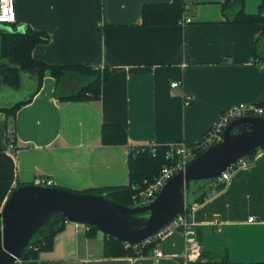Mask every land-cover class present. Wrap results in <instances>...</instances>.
<instances>
[{"label": "crops", "instance_id": "1", "mask_svg": "<svg viewBox=\"0 0 264 264\" xmlns=\"http://www.w3.org/2000/svg\"><path fill=\"white\" fill-rule=\"evenodd\" d=\"M184 1L190 23L146 26L142 5L171 0H15L14 28L49 35L32 48L35 59L99 68L106 80L98 99H59L46 70L39 90L13 120L0 111V212L14 188L39 176L76 192L127 185L130 146L192 144L226 107L264 101V67L253 49L263 25L226 21L224 0ZM260 1L243 0L245 12H257ZM76 84L70 80L64 91ZM104 124L121 125L126 144H103ZM11 127L16 152L7 149ZM193 222L200 243L196 260L185 258L187 236L180 223L145 254L111 256L101 231L90 235L91 228L69 222L50 247L23 263L227 264L226 257L235 264L264 262L262 150L201 203Z\"/></svg>", "mask_w": 264, "mask_h": 264}, {"label": "water", "instance_id": "2", "mask_svg": "<svg viewBox=\"0 0 264 264\" xmlns=\"http://www.w3.org/2000/svg\"><path fill=\"white\" fill-rule=\"evenodd\" d=\"M0 25V32H11ZM37 71L21 72L20 86L0 87V109H10L36 92ZM83 89L80 87L76 94ZM4 94H1L3 93ZM264 149V118L242 117L225 128L222 140L171 177L150 200L123 205L94 192L24 184L14 189L0 212V264H14L37 230L58 215L95 226L130 245L143 243L195 201L197 185L216 177L239 158ZM205 191V189L203 190Z\"/></svg>", "mask_w": 264, "mask_h": 264}, {"label": "trees", "instance_id": "3", "mask_svg": "<svg viewBox=\"0 0 264 264\" xmlns=\"http://www.w3.org/2000/svg\"><path fill=\"white\" fill-rule=\"evenodd\" d=\"M184 0H171L168 3L161 4H143L141 7L142 25H172L180 22L181 17L187 9L184 8ZM222 11L227 17L226 21L237 23H261L263 29L257 40L254 42V55L256 60H264V0L258 5L255 13H247L243 8V0H224ZM232 12V13H231ZM230 13V14H229ZM0 87L8 86L18 89L20 86V73L37 71L36 92L40 88L42 76L47 70L55 80V94L59 99H98L100 96L101 83L106 80V73H100L99 68H92L83 65L73 64H48L42 60L35 59L32 56V48L38 43H45L49 40V35L45 31L35 30L31 27L21 29L14 28L11 32H0ZM104 75V77H102ZM77 83V88L70 93L64 91V86L70 80ZM83 86L82 91L76 94V91ZM35 92V93H36ZM34 95V94H33ZM27 97L24 101L16 104L10 109H0L14 119L16 109L30 100L33 96ZM13 131L14 128H9ZM101 139L106 145L126 144V134L124 128L119 124H104L101 129ZM166 146L158 145L154 155L145 148L143 151L137 150L133 146L129 149V183L127 185L110 186L106 188L92 189L83 192H94L103 194L123 205H133V195L139 190L144 189L148 182L158 174L160 168L165 164L164 153ZM263 152V170H264V149ZM247 156L251 163L253 155ZM207 180L199 183L196 187V201H203L206 192ZM223 187V186H218ZM17 188V187H16ZM14 188V189H16ZM13 189V190H14ZM12 190V191H13ZM66 218L62 215L52 218L46 224L41 226L36 234L30 239L28 247L21 254L22 261L34 257L39 249L51 246L53 236L61 230ZM1 223V222H0ZM90 235L98 230L95 226H90ZM104 251L111 256H137L147 253L154 245L157 239H151L148 242L136 244V246H124V243L112 236L104 235ZM227 264H235L228 257L222 260ZM14 264H16L14 262ZM258 264H264L260 262Z\"/></svg>", "mask_w": 264, "mask_h": 264}, {"label": "built area", "instance_id": "4", "mask_svg": "<svg viewBox=\"0 0 264 264\" xmlns=\"http://www.w3.org/2000/svg\"><path fill=\"white\" fill-rule=\"evenodd\" d=\"M186 3L184 8L187 9ZM192 21L191 16H182L180 23L188 24ZM17 23L16 12H15V0H0V25H10L14 28ZM178 85V82H173L172 87ZM187 98V97H186ZM188 99V98H187ZM242 117H262L264 118V101L262 103H252V102H240L232 104L222 110L217 117L213 120L210 127L205 133H203L199 139L192 143L187 144L183 141L177 143H171L166 145V150L164 153L165 164L162 165L158 174L153 178L151 182H148L144 189L139 190L133 195V204L139 202L147 201L153 199L164 186V184L175 174L183 171L186 166L201 152L206 150L211 145L222 140L223 132L225 128L235 119ZM8 145L7 149L16 152L17 148L13 142V131L8 130ZM137 150L143 151L148 148L154 155L158 145L153 141H148L143 144L133 146ZM250 164L247 156L239 158L232 166L228 167L225 171L207 180V185L205 188V197L203 201L212 197L217 191L225 186L227 181L230 179L232 172L240 167H246ZM32 184L37 186L51 187L55 186L54 180L47 178L45 176H39L35 178ZM223 187H218V186ZM203 201H193L189 205H185L182 212L176 215L167 225L156 232L152 237L148 238L144 242H148L151 239H160L170 228L172 224L180 223L184 227L186 234V252L185 258L187 260H196L200 252V243L195 237L193 214L195 210L201 205ZM248 221H252L249 218ZM72 223L75 228L89 229L90 225L78 223L74 221L65 220L64 224ZM220 230V229H218ZM124 243V246H136ZM154 254L156 258L162 256V252L157 248L154 249ZM21 258L15 260L16 264H24Z\"/></svg>", "mask_w": 264, "mask_h": 264}, {"label": "rangeland", "instance_id": "5", "mask_svg": "<svg viewBox=\"0 0 264 264\" xmlns=\"http://www.w3.org/2000/svg\"><path fill=\"white\" fill-rule=\"evenodd\" d=\"M257 61L260 62V63L263 65V67H264V60H262V59H257ZM1 94H4V92L1 93Z\"/></svg>", "mask_w": 264, "mask_h": 264}]
</instances>
